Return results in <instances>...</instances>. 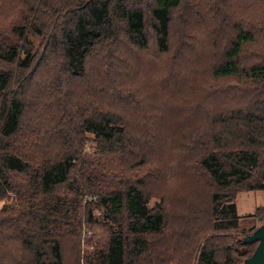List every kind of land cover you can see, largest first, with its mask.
Segmentation results:
<instances>
[{
    "label": "trees",
    "instance_id": "trees-1",
    "mask_svg": "<svg viewBox=\"0 0 264 264\" xmlns=\"http://www.w3.org/2000/svg\"><path fill=\"white\" fill-rule=\"evenodd\" d=\"M182 4L183 0H0V63L6 67L0 68V264H64L63 240L81 236L83 203L85 224L94 220L96 209L99 222L109 227L101 244L97 237L87 240L82 264H189L192 259L194 264H240L252 255L256 245H242L227 233L241 221L236 195L264 191V108L257 103L262 91L257 100L250 96L247 114L238 106L215 116L207 105L194 103L205 118L189 123L196 124L190 148L199 151L189 160L205 174L212 192L205 206L208 227L190 232L180 226L167 230L164 210L149 207L143 182L124 179L120 173L134 157L141 162L154 159L149 155L150 142L156 139L154 124L134 135L127 130L126 115L103 109L106 94L96 93L92 100L82 92L69 94L74 92L73 82L83 80L90 59L107 65L102 73L105 83L115 45L126 42L147 50L148 28L157 53L169 54L173 12ZM233 7L234 17L221 19L233 21L232 35L221 56L214 55L218 63L211 77L264 85V50L258 59L243 64L246 50L260 38L256 26L264 25L262 0H237ZM201 9V4L194 5L191 17L203 21ZM35 40L43 44L40 51ZM43 69L56 75L52 90L58 89L59 95L42 107L38 102L32 105L28 120L25 98L34 90L40 100ZM111 96L123 101L121 93ZM89 142L94 144L91 149ZM116 160L120 163L114 167ZM196 215H182L183 224L194 223ZM250 217L264 222V208Z\"/></svg>",
    "mask_w": 264,
    "mask_h": 264
},
{
    "label": "rangeland",
    "instance_id": "rangeland-1",
    "mask_svg": "<svg viewBox=\"0 0 264 264\" xmlns=\"http://www.w3.org/2000/svg\"><path fill=\"white\" fill-rule=\"evenodd\" d=\"M235 1L237 0H216V2L183 0L182 8L173 12L169 54L157 53L153 35L148 28L147 50L141 51L130 44L127 45L126 42L110 49L111 61L105 83L102 73H105L108 67L101 63L104 62L103 60L98 62L94 57L88 62L83 80H78L80 84L73 82L70 87V91L74 90L72 93L69 92L71 96L82 92L86 99L91 100L96 93L106 94L109 98H104L103 109L126 115L127 130L129 129L134 135H137V131L149 129L150 125L154 124L152 129H155L156 139L150 142L149 152L154 159L150 162L146 157L145 162H141L139 157H134L132 162L124 164L120 173L124 179L143 182L150 200L149 207L158 205L163 208L168 223L167 230H176L180 226L190 232L196 227L205 228L206 225L208 227L209 214L205 206L209 202L212 190L208 188L205 174L195 166L194 160H189L199 153L195 151L197 147L192 145L194 148H190L191 144L188 140L196 124L189 123L202 121L205 118L201 110L193 107L194 103L207 105L210 108L209 113L215 116L219 111L236 110L238 106L247 114L250 112L248 101L252 96H256L257 100V94L262 91L261 95L258 94L257 103L260 109L264 108V85L253 86L234 78L214 81L211 77V68L216 62L218 63L219 55L221 56L228 48V41L232 35L233 21L228 19L223 23L221 19L227 14L234 17ZM246 3H249V0H246ZM199 4L202 5L203 21L190 15L194 11V5ZM262 5L264 6V0ZM186 20L191 21L189 26L184 25ZM192 22L196 24L195 28L191 27ZM215 30L218 31L216 35L213 34ZM256 30V35L260 38L256 39L255 45L246 50L243 57L245 65L258 59L264 50V25L256 26ZM213 42L216 44L214 45ZM34 45L39 51L43 47L40 40H35ZM214 55L218 57L214 59ZM1 67L6 68L0 63ZM41 75L40 100L35 97L34 90L29 91L25 98L28 120L32 115V105L37 107L36 102H38L42 107L45 101L52 102L59 95L58 89L52 90L55 74L43 69ZM102 82L106 85H102ZM12 89L14 88L11 87ZM114 92L115 95L121 93L123 101L112 99L111 95ZM239 96L241 100L236 102ZM148 117L149 123L146 122ZM183 136L186 138L182 140ZM88 137L92 139L91 136ZM87 145L90 149L94 147L92 142ZM118 163L120 162L116 160L114 167H117ZM3 203L0 202V208ZM234 205L236 216L241 221L238 228L231 230L227 235L233 237L235 241H242L264 225L263 221L250 217L258 208H264V191H242L236 195ZM85 207L83 203L79 212L82 222L79 229L82 230L81 236L76 234L63 240L64 264H82L81 257L89 250L87 240L97 237L99 239L97 242L101 244L106 239L104 230L109 224L99 222V213L96 209L93 211L94 220L85 224ZM192 213L197 214L196 219L193 218L194 223L183 224L181 216ZM86 227L91 230L85 229ZM185 243L187 242L183 240L182 245ZM189 264H194V260L192 259Z\"/></svg>",
    "mask_w": 264,
    "mask_h": 264
},
{
    "label": "water",
    "instance_id": "water-1",
    "mask_svg": "<svg viewBox=\"0 0 264 264\" xmlns=\"http://www.w3.org/2000/svg\"><path fill=\"white\" fill-rule=\"evenodd\" d=\"M242 245H256L250 257L243 264H264V225L258 227L251 235L241 241Z\"/></svg>",
    "mask_w": 264,
    "mask_h": 264
}]
</instances>
